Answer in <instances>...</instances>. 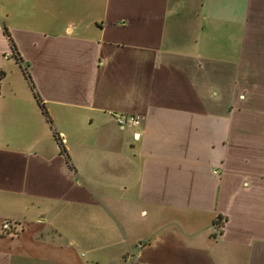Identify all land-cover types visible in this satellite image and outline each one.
Masks as SVG:
<instances>
[{
    "label": "crops",
    "instance_id": "obj_1",
    "mask_svg": "<svg viewBox=\"0 0 264 264\" xmlns=\"http://www.w3.org/2000/svg\"><path fill=\"white\" fill-rule=\"evenodd\" d=\"M0 71V264H264V0H0Z\"/></svg>",
    "mask_w": 264,
    "mask_h": 264
},
{
    "label": "built area",
    "instance_id": "obj_2",
    "mask_svg": "<svg viewBox=\"0 0 264 264\" xmlns=\"http://www.w3.org/2000/svg\"><path fill=\"white\" fill-rule=\"evenodd\" d=\"M114 119L116 124L120 128H123L125 126H137L141 122V119L138 116L132 114H115Z\"/></svg>",
    "mask_w": 264,
    "mask_h": 264
},
{
    "label": "trees",
    "instance_id": "obj_3",
    "mask_svg": "<svg viewBox=\"0 0 264 264\" xmlns=\"http://www.w3.org/2000/svg\"><path fill=\"white\" fill-rule=\"evenodd\" d=\"M4 33H5L6 35H8V33L6 32V30H4ZM9 41H10V39H9ZM10 44H11V47L13 48L14 45L12 44L11 41H10ZM22 71H23V74L25 75V77H26V78L28 79V81H29V80H30V76H29V74H28L26 68H25V67H22ZM2 77H3V72L0 71V79H1ZM29 83H30V81H29ZM30 86H31V88L33 89V85L31 84ZM34 94L36 95L35 92H34ZM38 102H39V105H40V107H41L43 113L47 116V112H46V110H45V107H44L43 103H42L40 100H38ZM47 117H48V116H47ZM48 120H50L49 117H48ZM61 150H63V147H61Z\"/></svg>",
    "mask_w": 264,
    "mask_h": 264
}]
</instances>
